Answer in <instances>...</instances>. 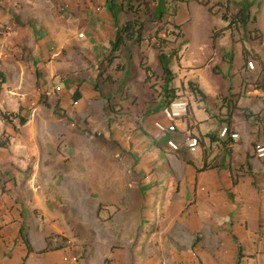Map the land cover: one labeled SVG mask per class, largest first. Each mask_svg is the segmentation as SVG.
I'll list each match as a JSON object with an SVG mask.
<instances>
[{
    "label": "crops",
    "instance_id": "obj_1",
    "mask_svg": "<svg viewBox=\"0 0 264 264\" xmlns=\"http://www.w3.org/2000/svg\"><path fill=\"white\" fill-rule=\"evenodd\" d=\"M225 1L231 2L227 16L235 15L240 1L218 2ZM111 16L107 0H0V98L6 104L10 93L24 97L34 90L26 65L29 74L34 73V85L46 91L48 104L36 106L27 118L22 103L10 110L17 113L21 108L18 116L26 119L23 126H29L20 138L13 135L23 127L17 118L0 116V141L7 144L0 147V264H65V255L79 256V264L107 260L108 264H264V160L254 155L255 145L264 143V81L259 77L263 67L258 47L253 51L244 46L242 26L225 29L223 34L232 30L238 34L233 42L240 46L242 59L237 73L249 72L252 79L241 88L243 75L239 91H234L217 74L215 55L209 53L199 66L186 67L194 78L184 81L183 76L180 89L173 86L176 96L188 101L186 117L176 122L174 133L159 134L153 123H166L161 114L165 105L161 91L157 98L151 92L152 72L148 75L143 60L139 61L146 96L138 98L131 93L127 69L132 56L126 49L131 44L117 59L122 69L117 71L106 61L114 33L127 17L120 13L116 25ZM179 26H170L180 32L174 44L185 36ZM196 34L195 29V38ZM205 37H210L214 48L216 37L206 33ZM251 39L259 42L252 35ZM153 42L142 43L157 58ZM174 44L169 49L174 50ZM248 57L255 61L252 72L245 66ZM220 61L229 64L226 56ZM4 64H14L6 74ZM7 77L13 80L10 89ZM55 87L60 91L54 92ZM223 127L238 138H221ZM47 128L49 153H61L63 159L73 158L85 168L93 158L111 166L116 180L109 190L119 196L101 207L114 208L104 213L113 215L116 226L102 244L89 246L72 238V229L66 232L59 227L58 204L49 202L48 191L36 182L40 169L34 160L47 158V150L39 156ZM186 135L197 139L194 151L188 149ZM96 139L99 145L93 150ZM168 140L176 143V151L168 148ZM23 154L27 161L33 160L26 180ZM57 173L53 170L52 177ZM52 177L45 186H50ZM92 186L96 192L107 187L103 182ZM70 192L81 198L87 188L77 180ZM71 204L83 216L85 203ZM158 217L153 234L145 235V226ZM126 226L130 232L136 226L133 240ZM116 227L123 228L117 237Z\"/></svg>",
    "mask_w": 264,
    "mask_h": 264
},
{
    "label": "rangeland",
    "instance_id": "obj_2",
    "mask_svg": "<svg viewBox=\"0 0 264 264\" xmlns=\"http://www.w3.org/2000/svg\"><path fill=\"white\" fill-rule=\"evenodd\" d=\"M200 1L208 2V6H204L200 3ZM219 0H187L185 2H178L175 10V14L171 18V22L176 25H181L182 28V34L185 35L183 39H180L176 44L171 43L168 45V47H165L163 49L164 53H168L172 48L171 45L174 44V51L177 52V55L174 54L171 61L169 62V68L172 72L173 79L169 82V86H177L178 89L181 87L180 81L185 79L194 78V73L190 72L187 73L188 70L186 67H197L202 63L205 58L209 55V53H213L215 57L216 63L218 64V67L220 70H218V75L224 80V84H228L231 86V89L234 91H239L240 87L238 86V83L240 81V77L243 75L245 76L243 79V85L246 84V82L250 81L252 78V75L249 74V72H242V74H238L237 71L241 66L242 59L239 56V52L237 51L238 47L240 46L236 45L238 34L232 30L228 33H222L224 31V28L228 26L229 20L222 19V13H225L226 10L223 9V7L219 8L216 6ZM240 1V8L244 9L246 14L249 15V18L247 20V24L242 27L243 33L242 37L244 38V46L246 48H251L253 51L258 47L259 49V57L262 60V67L263 71L261 73L260 82L264 81V0H239ZM222 3V2H221ZM211 6H214V9L209 11V8ZM248 8V9H247ZM227 14V12H226ZM234 14H231L232 17ZM229 16V17H230ZM254 18V19H253ZM170 30H173L172 27H169ZM195 29L197 31L195 38ZM223 30L220 34H217L215 38V45L214 48L210 45V37H205V33L208 35H212L215 32ZM191 31V33L189 32ZM251 35L254 37H257L256 40L259 42L255 43L251 39ZM173 36H170L168 39L172 38ZM233 41H231V39ZM251 39V40H250ZM154 40H152L153 42ZM146 43V42H145ZM142 43V45L139 47L136 44H131L126 50L127 52L131 53V60L129 61L130 64L127 69H129L128 73L129 76H131V93L134 96H137L138 98L142 97L144 98L146 95L144 93V85L141 81V75L144 73L142 68L139 67V61L141 62L143 60V64L147 67H149L150 71L152 72V75H150V72L148 75H150L149 84H151V88H154L151 92L156 96L161 91V94H163L162 86H164V81L161 76V67L158 64V59L155 56V52L148 48V46ZM150 45V43H149ZM204 48H203V47ZM203 48V49H202ZM121 53H125V50L123 49ZM157 55V52H156ZM176 56V57H175ZM221 56L228 57V63L229 64H222L220 61ZM179 57L180 65L177 60ZM123 60V59H122ZM129 60V59H128ZM10 62V61H9ZM122 62V61H121ZM14 64L6 65L4 64V71L6 74V70L10 68L12 70ZM26 66V65H25ZM25 68L26 74L29 76V86H33L34 90L30 91L28 90V95L24 97H20L13 93H10L9 98L7 100V103L4 104L2 99L0 98L1 107L4 109V113L8 114L11 112L10 110H16L18 106L20 107L21 103L24 107L23 110L25 111L24 116L27 118L28 112L31 111L33 108L39 105L38 99L39 97H42L43 99H47V95L45 94L46 91H39L38 85H34L33 77L34 73L32 71L31 74L28 72V68ZM180 70H182V73H180ZM249 71V70H248ZM254 71V70H253ZM252 72V71H251ZM256 72L252 73L255 74ZM183 74V75H182ZM8 76V75H7ZM121 75H119L120 78ZM9 77V76H8ZM7 77L8 85L10 86L9 89L12 87L13 80H9ZM13 78V77H12ZM98 80V84H99ZM38 83V82H37ZM188 81L185 83V86L187 85ZM1 84V83H0ZM56 84L64 85L63 82H60L57 80ZM255 84L254 82L252 83ZM56 85V86H59ZM60 87V86H59ZM245 87L242 86L241 88ZM230 88V87H229ZM67 90L64 89V93H66ZM127 94V91L125 92ZM44 96V97H43ZM157 98V97H155ZM140 103V101H138ZM126 106L130 105V102L125 103ZM242 105V104H241ZM139 106V105H138ZM140 107V106H139ZM137 108V107H136ZM39 131V130H36ZM41 131V130H40ZM50 130L44 129L43 136L45 138L44 142H42L39 145V156L46 155L47 150V158L44 160L42 157L39 159L34 160L39 163V178H36V182L38 181L44 188V191H48L47 193L52 198H49V202L56 201L58 204V209L55 210V215L59 216V227H62L66 232H70L72 229V238L78 237L79 239H83V242L85 244H88L89 246L92 245L95 246V243L98 244V242L101 244L105 242V240H108V238H111L112 232L114 231V227L116 225H113V215H105L104 212H113L114 208L108 207L106 211L102 209V205H105L107 203L113 202V198L115 199V196L118 193L114 190L112 192L110 187H113L112 185L115 184L116 178L114 177L112 179L111 176V166L107 165L106 162L103 161V166L101 161H95L89 163L88 168H85L77 164V161L73 158H62L61 153L58 152H52L49 153L48 149V141H46V138H48V132ZM29 132V126L27 124L20 128L19 132L18 130L13 135H17L18 138L24 136ZM35 132V130H34ZM41 139V138H40ZM99 145V140H95L92 148L95 150V147ZM22 150V149H21ZM36 152V151H34ZM37 156V155H36ZM22 160H24L27 164L26 171L24 173V179L29 178V169L31 168V164L33 160H28L26 158V155H21ZM59 159V161L57 160ZM57 160V161H56ZM87 160V159H86ZM101 167V168H100ZM53 170H57V175L53 176ZM49 172V174H48ZM79 172L80 176L76 175L75 173ZM41 174H44V177L41 176ZM102 176V177H101ZM52 177V182H50V186H45L47 182H49V179ZM77 180H79V184L86 186L87 192L82 193L81 198L77 194H72L70 192L71 189L76 185ZM107 185L105 186V189L103 192H96L93 191L92 185L100 184L102 183ZM24 184V183H23ZM23 184H20L22 186ZM77 197H75V196ZM119 196V194H118ZM121 198V195H120ZM122 199V198H121ZM74 200L81 201L85 203V207L82 208L83 216L79 213L78 209H75V207L72 206L71 202H74ZM70 203V204H69ZM98 210L97 213L100 212L101 216H99L95 211ZM147 211V210H146ZM142 212V211H141ZM157 215L161 212L159 208L156 210ZM159 217L157 221L152 222V225L145 226L146 232L145 235H150L152 232V229H156V226L159 225L158 223ZM143 222V221H142ZM144 224V222H143ZM139 227H142L140 225ZM132 227V232L128 229L126 226L124 229L127 231V234H129L134 239V234ZM136 228V226H135ZM134 228V230H135ZM123 229V228H122ZM122 229L118 231L116 227V237L117 233H122ZM153 234V232H152ZM104 240V241H102ZM98 241V242H97ZM110 241V240H109ZM114 248H118L119 246L116 245L118 243V239L115 238L114 240ZM126 243V242H125ZM119 244V243H118ZM120 245V244H119ZM98 248V246H97ZM95 252V249H93ZM108 264V260L106 262Z\"/></svg>",
    "mask_w": 264,
    "mask_h": 264
},
{
    "label": "trees",
    "instance_id": "obj_3",
    "mask_svg": "<svg viewBox=\"0 0 264 264\" xmlns=\"http://www.w3.org/2000/svg\"><path fill=\"white\" fill-rule=\"evenodd\" d=\"M185 1L187 0H107L109 3V11L112 15L111 17L116 25L120 13H124L127 16L125 22L117 27L113 39L110 42L109 54L106 58L108 65H112L117 71L122 69L119 67L117 59L127 43L140 45L143 41L147 40L150 43L154 40L151 46L157 51V59L161 67V76L165 84L162 87V100L164 105L177 97L176 88L169 86V82L173 79L172 72L169 68V62L174 54L177 55V52L171 49L168 53H164L163 49L168 47L171 43H175L180 36V32H175L174 30L179 29L180 26L173 24L171 18L175 14L177 3ZM200 3L204 6H208V2L200 1ZM230 3V1L218 2L216 6L219 8L223 7L224 10H227ZM213 9L214 6H211L209 11ZM221 17L224 20H227V18L230 19L228 26L224 28L225 30L233 24L242 27L245 26L249 15L246 14L244 9L239 8L232 17L229 18L226 11L222 13ZM170 26L174 29L170 30ZM222 31L223 30L213 33V37H216V35L220 34ZM170 36L173 37L168 39ZM257 37L252 36L254 40H256ZM145 71L149 73V67L146 66ZM0 76H2L1 72ZM146 79H148V77ZM192 89L196 90L195 88ZM38 103L43 107H48L47 99L45 98L39 97ZM20 110L21 108L18 109L17 113L9 112L8 114L0 112V116L2 120H8L10 117L17 118L18 126L21 127L26 123V119L18 116ZM246 117H249V115ZM6 146V142L0 141V147L5 148Z\"/></svg>",
    "mask_w": 264,
    "mask_h": 264
},
{
    "label": "built area",
    "instance_id": "obj_4",
    "mask_svg": "<svg viewBox=\"0 0 264 264\" xmlns=\"http://www.w3.org/2000/svg\"><path fill=\"white\" fill-rule=\"evenodd\" d=\"M246 69L249 71L255 70V61L248 57L245 60ZM60 88L55 87L54 92H59ZM188 111V101L185 97L177 96L167 103L161 109V114L166 121L165 124L161 122H154V129L159 134L174 133L176 131V122L186 117ZM220 137L224 139L236 140L238 135L233 132H229L227 127H223L220 131ZM185 142L187 143L188 149L194 151L198 145L196 138L190 135L185 136ZM167 146L171 151L177 150V145L174 141L168 140ZM254 155L259 160H264V143L256 144L254 147ZM65 264H79V256L77 255H65L63 258Z\"/></svg>",
    "mask_w": 264,
    "mask_h": 264
}]
</instances>
